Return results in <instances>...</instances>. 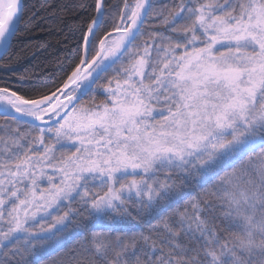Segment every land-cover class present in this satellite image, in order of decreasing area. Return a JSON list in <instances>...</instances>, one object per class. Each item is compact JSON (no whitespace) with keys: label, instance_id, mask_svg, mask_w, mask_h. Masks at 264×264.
Wrapping results in <instances>:
<instances>
[{"label":"snow or ice","instance_id":"snow-or-ice-1","mask_svg":"<svg viewBox=\"0 0 264 264\" xmlns=\"http://www.w3.org/2000/svg\"><path fill=\"white\" fill-rule=\"evenodd\" d=\"M0 264H264V0H0Z\"/></svg>","mask_w":264,"mask_h":264},{"label":"trees","instance_id":"trees-1","mask_svg":"<svg viewBox=\"0 0 264 264\" xmlns=\"http://www.w3.org/2000/svg\"><path fill=\"white\" fill-rule=\"evenodd\" d=\"M32 48L35 49V42H33ZM46 54L42 51H37L35 59L31 58V52L25 54V57L22 59V67L20 71L23 72L27 69L29 72L36 71L38 65H41L45 61Z\"/></svg>","mask_w":264,"mask_h":264}]
</instances>
